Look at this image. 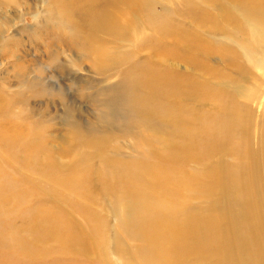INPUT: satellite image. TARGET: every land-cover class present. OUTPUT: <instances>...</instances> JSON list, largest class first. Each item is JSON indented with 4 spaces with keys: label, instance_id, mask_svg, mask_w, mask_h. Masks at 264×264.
I'll use <instances>...</instances> for the list:
<instances>
[{
    "label": "rangeland",
    "instance_id": "1",
    "mask_svg": "<svg viewBox=\"0 0 264 264\" xmlns=\"http://www.w3.org/2000/svg\"><path fill=\"white\" fill-rule=\"evenodd\" d=\"M72 1L0 0V192L75 224L89 244L77 264H148L141 227L159 217L203 221L207 264H232L244 240L212 203L239 219L232 190L251 164L264 201V0ZM37 137L27 165L4 143ZM215 174L225 197L209 193Z\"/></svg>",
    "mask_w": 264,
    "mask_h": 264
},
{
    "label": "bare ground",
    "instance_id": "2",
    "mask_svg": "<svg viewBox=\"0 0 264 264\" xmlns=\"http://www.w3.org/2000/svg\"><path fill=\"white\" fill-rule=\"evenodd\" d=\"M105 1L109 2L112 0H105ZM127 1H133V0H127ZM73 2H76V0H73L71 4H73ZM57 3L60 4V6H59L60 9L62 8V5H66V4H61L58 1H57ZM98 20L100 22L95 20L94 17L92 19V22L98 27L104 26V24L107 22L105 17H100V19H98ZM142 73H144V72H142ZM145 73H146V71H145ZM129 76H133V75H129ZM155 76H157V75H155ZM131 80H133V79L131 78ZM147 80H149V79H147ZM137 81H139V80H137ZM137 81H136V83H137ZM131 82H133V81H131ZM124 84H125V81H124ZM139 85H142V84H139ZM133 86H135V85H133ZM150 86H151V83H150ZM168 86H170V85H168ZM146 89L150 90V88H145V90ZM174 90H176V89H174ZM136 91H140V90H136ZM133 94L131 93V96ZM146 94H147V92H146ZM172 94H174V93H172ZM150 95H147V96H150ZM131 96H129V97H131ZM135 96L133 98H135ZM133 98H131V99H133ZM126 99L128 100V98H126ZM154 100L155 99L153 98L152 101H154ZM137 101H139V100L137 99ZM137 103H139V105H140V102H137ZM147 103H148V101H147ZM131 105H133V103ZM147 105L149 106L150 111H152L154 109L152 104L151 105H152L153 109L152 108L150 109L149 103ZM147 107L145 108L146 111H148ZM141 108L142 107H140V109ZM145 109H144V111H143V109L141 111L145 112ZM150 111H149V113H151ZM142 113H141V115H142ZM139 115H137V116H139ZM140 119H143V116H142V118L140 117ZM179 120H182V118ZM143 121H145V118ZM161 123H159V124H161ZM142 126H144V125H142ZM179 127H181V125ZM26 132H27V130H26ZM28 133H29L28 137H30V135H31L30 131ZM30 138H32V137H30ZM40 138H42V137H40ZM40 138L37 137L34 140H30V143L32 142L31 145L25 146V147H18L15 144V142H16L15 138L5 139L4 143L8 146L9 149H14V150H19V151L21 150V151H23L24 155L27 154L29 156V158H32V160L31 159L27 160V162H26V165H27V163L32 164V162L39 159L38 156H35V154H36V149H38V151H39L41 149V147H43ZM25 140H26V138H25ZM214 141H216V144L219 145V142L215 138L213 140V143H214ZM23 142H25V141H23ZM186 155L188 156V154H186ZM198 155H200V154H198ZM6 156H8V155H6ZM33 156L35 159L33 158ZM14 159H16V158H14ZM247 162H248V160H247ZM36 164H37V162H36ZM44 165H46V164H44ZM254 166H255L254 164H253V166L251 164L250 172L246 170L243 173L242 177H240L239 179L236 180V182L240 181L241 183L236 185L234 187V189L232 190V191H234L235 194H238L237 196L239 198V200H237V207L235 209H233V210H236L237 214H240L239 219H237L234 216H230V214H232V208L230 206L229 200H224L225 202H222V203H224L223 206H222V204L217 206L215 204V202L212 203L213 209H216L217 211H219V213L221 215L227 214L226 217L224 218V222L226 223V224L225 223L224 224L228 226V228H226V229L228 231H231L235 236L241 233L242 235L240 234L238 239L241 241L244 240V243L241 245V247L238 246V248H237L235 259L234 260L233 259L232 260L227 259L232 264L233 263L234 264H264V201L262 200L261 196H260V200L258 199L259 194L260 195L262 194V190H261V188H260V186L256 180L257 171H256ZM107 168H109V166H106L105 169L101 167L97 171L98 174L100 175V177L102 178V180H104V181H106L105 179H107L109 177V174L110 175L114 174V171H112V170L110 172H107ZM41 171H44V170L41 169ZM239 171H240V169H239ZM211 172H213V171H211ZM216 176L217 175L215 174L214 176L209 178V180H210L209 181V187H210L209 193L210 194H222L225 197V195H226V191H225L226 187L224 186L225 184L223 185V182L221 181V179L219 180L218 178H216ZM71 178H69L67 180L64 179V180H62L61 183L58 182V184H61L64 187H66L67 189H69L67 186L73 185L71 182ZM36 181H37V179H36ZM56 182H57V180H56ZM100 182L102 183L101 180H100ZM131 183H133V184L135 183L134 179H132ZM193 186H196V185H193ZM1 188H3V186H1ZM10 189H11V187L8 189L7 188L1 189L2 191L0 192V264H77L78 258L79 257L82 258L85 255V253L89 250L88 239L83 234V232H81L75 226V224L70 223V221L66 220L65 219L66 217H64L63 215L52 214L50 209H48L47 206H44L38 200H34L35 197H33L32 194H30V193H25L23 191H19V194H22V196H20L18 198L12 197V196L9 197V195H10L9 190ZM82 190H84V192H89V189L87 188V186H84L82 188ZM163 190L165 191V189H163ZM205 190L208 192L207 189H205ZM90 192H91V190H90ZM219 192H221V193H219ZM159 193H160V190H159ZM162 193H164V192H162ZM128 194H129V192H128ZM90 195H91V193H90ZM86 197H87V195H86ZM212 200H213V198H212ZM212 200H211V202H212ZM34 203H35V205H34ZM248 216H250V218H248V221L250 223L249 224V230L244 235L243 229H240V227L238 225V221L241 220V221L245 222ZM154 220L155 221L150 222V223L141 227V230H142V233L144 234V237L147 238V240L149 241V244L144 249V251L142 252L141 257H140L144 262H147L148 264H187V263H190V264H207L206 260H207L208 256L210 255L207 251V246L197 244V242L194 241L195 235L193 234L194 231L197 229V227L201 228V224L205 225V223H203V221H196V220H193L191 217H187V219L184 222H181L179 226L172 229V226L170 227V225L167 224L164 217H159V218L154 219ZM220 222H221V220H220ZM95 227H97V226H95ZM245 242H246V244H245ZM145 245H146V243H145ZM90 260H91V258H90ZM95 262H96V260H95ZM129 264H135V263L133 261H131Z\"/></svg>",
    "mask_w": 264,
    "mask_h": 264
}]
</instances>
